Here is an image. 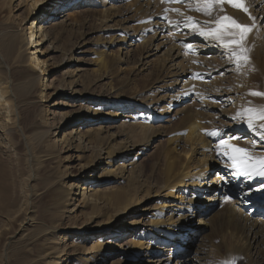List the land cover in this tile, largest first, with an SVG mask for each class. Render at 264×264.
I'll list each match as a JSON object with an SVG mask.
<instances>
[{"label": "rangeland", "instance_id": "374dc122", "mask_svg": "<svg viewBox=\"0 0 264 264\" xmlns=\"http://www.w3.org/2000/svg\"><path fill=\"white\" fill-rule=\"evenodd\" d=\"M171 1L160 0L159 5L161 6H158L157 2V6L151 8L152 10L145 9V7L139 5L138 7L143 9V12L140 8L135 7L134 3L130 0H88L86 4L74 5L72 3L67 5L68 7L66 5L44 4L43 7H37L35 10V13L40 18H49V22L55 23L65 28V30L72 29L74 31L71 36L72 40L83 36V51L77 50L74 54L72 53V58H76L78 61H71L68 64L65 63L67 59H64L58 52L52 53L48 59H45L46 70L44 72V80L46 81V88L41 98L40 86L38 84L33 88L31 87L30 90L25 87V79L32 76V70L27 67L24 70L16 71L14 69H17V67L14 64L11 65L10 75L13 85H11L12 91L10 93L12 95L9 105L10 110L13 111H10L11 114L9 113V116L0 114V264H27L28 262L34 264H53L54 260L59 258L57 257L58 251L64 248H67L69 251L67 250L68 253L64 257L65 260L60 264H110L111 261L116 263L120 255L112 249V251H109L110 253H107L109 255H106L105 258H98L96 256L97 251L94 249V245L98 239L101 241H97V244L104 241L106 243H110L111 241L120 243L133 237H136L135 239L138 241L140 239L148 241L152 237L151 233L148 234L149 226L145 224H148L149 220L157 213L160 202L163 201L161 197L145 201L144 204L149 208L147 212H143L142 214H135L133 212L126 217L127 221H139L135 225H128V229H124L122 234L118 233V236H114L115 231L113 230L114 225L117 223L116 221H113L114 225L111 226L109 225L111 221L108 225L103 224V218L90 219L88 208H78L71 211L73 207L71 203L79 204L77 201V198L79 200L78 196L72 195L70 202L66 199L60 200L59 198V193L62 191L61 186L64 182H67V184L71 182L78 183L79 186L86 188V190L92 185L91 188L93 189L113 191L116 188L124 186L125 181L103 179L105 177L101 178V180H96V182L91 179L82 181V178L85 176L97 177L99 172H101L100 168L105 167V164L90 168V165H92L90 163L85 168H82L83 164L89 160L90 152L82 153L83 156L80 155L79 158L74 157V154L69 160L61 158L72 152L63 150L60 153L59 146L53 141L54 134L61 136L71 131L72 128H80L81 131H85L89 128H97L100 125H109L111 126L110 132H120L119 135L121 137L115 138L117 142L123 138V135L136 140L138 142V149L143 148L146 142L148 144L152 142L149 149H144L145 151L133 160L137 164L135 174L139 179L147 182L161 177L164 171L163 156L167 148L168 134L177 130L176 127H181L182 120L186 116L185 112L181 110L178 111L179 117L177 115V118H173V121L169 123L170 125L159 121L158 118L169 116L173 110L181 107L177 104L170 106L169 113L163 110L157 115L156 113H152V111L150 112L148 110L150 106H148L143 111H138L139 114L142 113L143 115L135 114L136 110L133 109L139 103V100H144L148 97L147 94L151 88L152 75L148 74L146 70L142 71L141 74L135 77L132 82L133 88L131 87V89H128L127 86L119 82L116 76L119 75L118 68L120 65H122V68L126 67L125 71H123L124 75L128 71H134L139 66L138 64H132L137 60L139 50L131 51L124 62L113 60V63L107 70H104L107 72L106 77L98 76V74L93 76L95 72L91 71V69L96 67L91 63L98 58V53H102L103 58L110 61L113 57L112 54L115 53V49L121 44L118 41L120 31L105 30L99 27L98 23L100 22L98 18L101 16V9L109 8V11L111 9L113 11L116 7V10L119 9L123 12L122 14H128L130 19L127 23H123L122 26L127 25L128 29H132L138 26L142 19H144L145 16H142L145 12L144 10L147 13L150 11L151 14H154V11H157L159 7H165V10L170 15L173 13L175 15V12L182 5L178 12L183 10L181 13L185 17H182L186 23L188 22L187 26L190 28L199 29L201 32L219 29L217 36L214 37L217 41L224 44L225 53L222 54L227 56L224 58L216 56V59L213 62H208L206 66L205 63H194V76L196 75L199 81L201 80L200 77L221 76L220 78L228 83L227 85L223 83V86H226L224 90H226L227 94H230L228 90L229 92L233 90V92L237 91V94L235 93V97H237L235 101L237 112H240L242 115L263 116L264 39L261 37L263 34L261 27L264 26V19L259 18V12L264 13V9H259L257 5L249 7L250 5L252 6L253 0H249V2L248 0H242L243 8H238L228 3L227 0H222V2L221 0ZM16 3L17 1L11 5L13 6ZM176 4L177 6H174ZM15 8L13 6L10 10V13L14 16L20 12V10L15 11ZM173 8H175V11H173ZM256 8L258 11L255 14ZM50 12L54 15L48 16ZM120 13L118 15H122ZM225 17L229 19L225 20ZM21 18L19 16L14 17L13 23L18 26L21 23ZM258 18L260 21H258ZM111 19L113 21L109 22V24H113L115 19L117 20L116 17ZM233 20L240 25L248 26L250 29L253 26L254 28L244 33L241 39L240 30L232 26ZM69 22L73 24L68 27L66 24ZM257 24L260 28L259 30L256 28ZM80 29L81 32H84V35H79ZM108 37L111 40L114 39L112 44L106 43L109 39ZM233 40L239 41V44H232L231 41ZM233 51H236L242 58L237 59L234 57L232 55ZM223 59L224 61L221 64H215V62L222 61ZM77 66L84 69L80 72L82 74L81 77L86 80L95 78L96 89H91L94 92L91 95L93 97L99 96V101H106L108 107L91 103L87 100L76 101L77 99L69 98L66 91L62 89L54 90L55 86L58 84L61 86L67 79V76L69 77L70 69ZM154 75V77H157L159 73ZM110 86L115 90L110 91ZM257 93L260 95H257ZM211 98L212 100L215 99ZM163 100L166 99L164 98ZM214 101L216 105L212 111L220 108L219 100L216 99ZM192 103V106L190 102L187 106L189 109L194 110L197 108V104L196 102ZM164 104L160 103L156 106L161 107ZM82 105L88 106L89 109L93 106L95 115L88 122L79 126L80 120L71 119V116L77 114L79 112L78 108ZM152 107H155V105ZM64 112L70 113L67 121L56 127L58 124L57 115ZM105 112H108L112 116L105 119L99 116V114ZM125 115H131L133 118L122 117ZM52 120H54L53 126H51ZM140 122L147 124L144 129L150 125L148 129L149 133H147L149 139L147 141L143 136L142 130L144 129L137 127V125L142 124ZM49 126L52 127L50 133L48 131ZM150 128H153L154 131L153 129L150 131ZM159 131L165 135L156 138L155 136H157L156 134ZM136 132L138 133L136 134ZM234 135L236 133L232 136ZM91 136L92 134H90V138ZM251 157L253 158L250 161L251 164L259 165L258 162L264 160L262 154L251 155ZM121 161V159H118L115 161L116 164H114L117 165ZM220 161L225 162L222 159ZM65 165L68 166L64 168ZM193 167H195L193 171L198 170L197 163ZM204 170L205 181H208L215 177V173L219 171V167L205 166ZM255 173L252 170L250 174L256 175ZM75 174L79 176V179ZM256 178L258 181L252 184L253 187L262 185L261 183H263L262 180L264 178L262 179L261 176ZM225 197L221 201V204L210 209L208 214L204 216L196 214L192 220L186 222L189 233L187 237L183 238L181 246L176 247L171 243L176 239L175 236L168 241L165 239L163 243H160L163 246V250L154 252L150 258H145L143 261L148 259L152 261V264H155L157 262L155 259L164 258L169 254V251L165 250L166 247H173L177 248L175 254L178 256H175L172 262L182 255V257L187 259L184 264H258L252 262L251 256L245 258L233 255L230 252L232 247H236L234 246L236 245L235 242L238 244L237 248L246 247L245 240L248 238V231L240 215L233 210L234 204L232 198L237 199L238 195L232 198ZM171 198V200H166L169 207L175 201L174 197ZM166 210L169 211L168 209ZM167 211H164L165 217L167 216ZM198 217H201L203 220L207 219L209 228L196 231L199 229L196 228ZM54 220H57V223H59L58 227L61 228L58 231L50 230L52 228L50 226ZM261 236H264V233ZM153 237L159 238L158 235ZM157 245L158 242H154V246L157 247ZM49 246L56 247V250L52 253L53 247L50 248ZM47 251H50L47 255L52 256L51 258L45 255ZM55 251H57V254L54 253ZM106 252L105 250L104 253ZM128 259L131 261L132 257H128ZM138 260L139 258H136L135 261ZM259 264H264V261Z\"/></svg>", "mask_w": 264, "mask_h": 264}, {"label": "bare ground", "instance_id": "6f19581e", "mask_svg": "<svg viewBox=\"0 0 264 264\" xmlns=\"http://www.w3.org/2000/svg\"><path fill=\"white\" fill-rule=\"evenodd\" d=\"M15 1H17L13 5L16 7L15 11L20 10V12L14 16L10 13V10L13 7L11 4ZM15 1L0 0V114H6V116H9L8 114H11L10 111H13L10 110L9 105L12 95L10 93L12 91L11 85H13L10 75L12 64L17 67V69H14L16 71L24 70L27 67L32 70V76L25 79V87L30 90L31 87L33 88L38 84L40 86L41 98L46 88V81L44 80V72L46 70L45 59H48L52 53L58 52L64 59H67L65 63L68 64L71 61H78L76 58H72V53L74 54L77 50L83 51V36L72 40L71 36L74 33L72 29L65 30V28L49 22V18H40L35 13L37 7H43L44 4L67 6L74 3V5H81L86 4L88 0ZM130 1L134 3L133 5L135 7L141 5L148 10L154 6L156 7L157 2L158 6H161L159 5L160 0ZM255 5L259 9H264V0H253L252 6L250 5L249 7ZM174 6H177V4ZM181 7L178 8L175 15H173L174 13L170 15L165 10V7H159L157 11H154V14H151L150 11L147 13L144 10L145 12L142 15L143 17L145 16L144 19H142L138 26L132 29H128L129 27L127 25L122 26L123 23H127L130 19L128 14H122L123 12L119 9L116 10V7L113 11L112 9L109 11V8L101 9L102 13L100 18H98L100 22L98 23L99 27L105 30L120 31V40L118 39V41L121 44L115 49V53L112 54V60L107 61L103 58L102 53H98V58L91 63L96 67L91 69V71L95 72L93 76L98 74V76L106 77L107 72L104 70H107L113 63V60L116 62H124L131 51L139 50L137 60L132 63L133 65L138 64L139 66L134 71H128L124 75L123 71H125L126 67L122 68V65H120L118 68L119 75L116 76L119 82L127 86L128 89H131L135 77L141 74L142 71L146 70L148 74L152 75L151 88L147 94L148 97L146 96V99L139 100V103L133 109L136 110L135 114L143 115L142 113L139 114L138 111H143L145 107L150 106L148 110L159 115L163 110L169 113V108L173 104L180 105L181 107L173 110L169 116L158 118L160 122L169 124L179 114L178 111L183 110L185 112L186 116L182 120V126H178L179 128L176 127L177 130L168 134L167 148L163 156L164 171L161 177L146 182L143 179H139L135 174L137 164L133 160L142 154L145 151L144 149H149L152 142L149 144L146 142L143 148L139 147L140 149H138V142L130 139L129 136L123 135V138L117 142L115 138L118 136L121 137L119 135L120 132H110L111 126L109 125H100L97 128H89L85 131H81L80 128H72L71 131L61 136L54 134L53 141L59 146L60 153L63 150L72 152L61 158L69 160L73 154L74 157L79 158L80 155L83 156L82 153L90 152V158L83 164L82 168H85L90 163H92L90 168L105 164V167L100 168L101 172H99L97 177L85 176L82 178V181L91 179L96 182V180L98 181L105 177L103 179L124 180L125 185L113 191H101L91 188L92 185L86 190V188L79 186L78 183L71 182L67 184V182H64L61 186L62 191L59 193V198L60 200L66 199L70 202L72 195L78 196L79 200L77 198V201L79 204L71 203V206H73L71 211L77 210L78 208H88L90 219L97 217L103 218V224L108 225L111 221L109 224L111 226L114 225L113 221H116L117 223L113 229L115 231L114 236H118V233L122 234L124 229H128V225L138 223L139 220L127 221L126 217L133 212L135 214L147 212L149 208L144 204L146 200L159 197L163 198L155 216L149 220L148 224H145L149 226L148 234H152V237L148 241H142L141 239L138 241L135 239L136 237H133L120 243L112 241L106 243L104 241L97 244V241H101L98 239L94 245L98 258H105L106 255H109L107 253H110L109 251L112 250L120 255L118 262L114 263L111 261L110 264H152V261L148 259L143 261V259L150 258L154 252L163 250V246L160 243H163L165 239L168 241L175 236L176 239L171 243L176 247L181 246L183 238L187 237L189 233L187 221L192 220L196 214L200 216L208 214L210 209L221 204L224 196L232 198L238 195L237 199L232 198L234 204L233 210L242 218L248 231V238L245 240L246 247L237 248L238 244L235 242L236 245L234 246L236 247H232L230 252L233 255H239L245 258L251 256L252 262L259 264L264 261V236H261L264 233V213L262 211L264 208V177L261 176L263 179L262 185L256 187H253L252 184L258 181L256 177L259 176L250 174L248 176L235 177L232 174L233 166L232 162L228 159V155L233 154V148H244L247 149V156L256 154H262L264 156V119L257 116L242 115L240 112H237V108H235L237 98L235 97V93L237 94V91L233 92V90L229 92L228 90L230 94H227L226 90H224L226 86H223V83H226V85L228 83L221 79V76L203 78L199 76L200 81L196 75L194 76V63H205L206 66L208 62H213L216 56L224 58L227 55L222 54L225 53V46L222 42L217 41L215 37L201 36L199 29L187 26L188 22L186 23L182 17L184 16L181 13L183 10L178 12ZM141 10L143 12V9ZM173 11H175V8H173ZM250 11L252 10L250 9ZM257 11L258 9L255 10V14ZM119 13L122 15H118ZM51 15L54 14L50 12L48 16ZM17 16L22 17L20 20L21 23L18 26L13 23V18ZM113 17H116L117 20L115 19L113 24H109V22L113 21L111 19ZM260 17L264 19L263 12H259ZM72 24V22H69L66 26L69 27ZM253 28L254 26L251 29ZM256 28L258 30L260 29L258 24ZM261 29L263 30L261 37L264 39V26ZM83 33L80 29L79 35ZM113 41L114 39L111 40L109 38L106 43L112 44ZM223 61L224 59L215 62V64L219 65ZM82 70L84 69L82 67L80 68V66L70 69L69 77L67 76V79L61 86L59 84L55 86L54 90L62 89L68 93L69 98L77 99L76 101L87 100L91 103L108 107L106 101H99V96L93 97L91 95V93H94L92 90L96 89L95 78L89 80L84 79L80 73ZM156 73H159V76L154 77ZM109 90L114 91L115 89L110 86ZM210 97L215 99L212 100ZM164 98L166 100H163ZM216 99L219 100L220 108L212 111L216 105L214 103ZM189 102L190 105L192 102H196L197 108L194 110L189 109L187 106ZM160 103H165L166 105L164 104L161 107L156 106ZM153 105L155 107H152ZM78 110L79 112L72 115L71 119L75 118V120H80L79 126L80 124L88 122L95 115L93 106L89 109L88 106L82 105ZM89 111L92 112L89 113ZM69 115V112L58 114V124L56 127H59L64 121H67ZM99 116L105 119L112 115L105 112L99 114ZM122 117H127L128 119L133 118L131 115ZM249 120H251V128L248 126ZM53 121H51V126L54 125ZM140 123L142 124L137 125L140 129H144L147 125L144 122ZM51 126L48 127L49 133L52 128ZM149 127L142 130L146 141L149 139V135L147 134L149 133ZM152 129L150 128V131ZM214 132H218L219 135H211ZM234 133L236 135L232 136ZM90 134H92L91 138ZM156 135L155 137L157 138L165 134L159 131ZM222 139L227 141V144L231 146L228 148V155L224 154L225 146L220 145V140ZM116 159H121V163L115 165ZM220 159L225 162H221ZM195 163L198 164L197 171H193ZM66 166L68 165H65L64 168ZM205 166L219 167V171L215 173V177L208 181H205ZM258 167L259 165H257ZM221 176L225 178L223 183L220 179ZM76 177L79 179V176ZM171 197H174L173 199L175 201L169 207L167 206L166 200H171ZM164 211H167L166 217ZM58 224L57 220H54L50 226L52 227L50 230H60L61 228L58 227ZM196 228H199L196 231L209 228L207 219L203 220L201 217H198ZM155 235H158L159 238H154L153 236ZM154 242H158L157 247L154 246ZM49 247L52 248L53 246ZM54 250H56V247L52 248V253ZM67 250V248L61 249L58 251V254L55 251L54 253L59 258L54 260L53 264L62 263L69 251ZM105 250L107 251L106 253H104ZM165 250L169 251V254L164 258L155 259L157 260L155 264H184L187 261V259L180 255L172 262L174 257L178 256L175 254L177 248L166 247ZM49 252L47 251L45 255ZM47 257L51 258L52 256L47 255ZM128 257H132V260L130 261ZM136 258H139V260L135 261ZM27 264L34 263L28 262Z\"/></svg>", "mask_w": 264, "mask_h": 264}, {"label": "snow or ice", "instance_id": "6c2138e0", "mask_svg": "<svg viewBox=\"0 0 264 264\" xmlns=\"http://www.w3.org/2000/svg\"><path fill=\"white\" fill-rule=\"evenodd\" d=\"M222 2V0H221ZM228 3L238 7V8H243V2L242 0H227ZM225 20H228V17L224 18ZM232 26L240 30L241 33V39L243 38L244 33L250 31V28L248 26H243L238 23H236L234 20L232 21ZM219 32V29L215 31H209V32H201L199 33L201 36L204 37H214L217 36ZM232 44H239V41L233 40L231 41ZM242 50V49H241ZM232 55L236 57L237 59H241L236 51L232 52ZM257 95H260L257 93ZM261 119H264V116L260 117ZM248 126L249 128L252 127L251 120L248 121ZM211 135H219L218 132L211 133ZM231 139V137H230ZM220 145L225 146V155H228V148L231 147L230 145L227 144V141L225 140H220ZM233 154L228 155V159L232 162V174L235 177H241V176H248L250 175L251 171L254 170L256 172V175L264 177V160H260L259 167L257 168L256 164H251L250 161L253 159L251 156H247V149L244 148H233L232 149ZM221 182H224V177H220Z\"/></svg>", "mask_w": 264, "mask_h": 264}]
</instances>
